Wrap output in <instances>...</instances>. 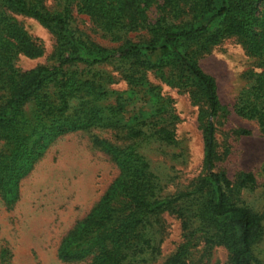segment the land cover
Instances as JSON below:
<instances>
[{"label": "trees", "instance_id": "16d2710c", "mask_svg": "<svg viewBox=\"0 0 264 264\" xmlns=\"http://www.w3.org/2000/svg\"><path fill=\"white\" fill-rule=\"evenodd\" d=\"M45 1L0 0V141L5 143L0 153V190L4 196L13 198L20 174L30 168L33 155L41 156L47 139L100 124L115 128L105 122L116 109L108 108L105 114L95 106L109 94L94 78L84 76L87 68L127 62L133 71L124 79L130 86L142 84L143 77L136 78L140 68H170L180 82L190 83L193 97L204 107L205 175L186 191L161 198L156 177L133 144L120 149L99 142L119 176L62 239L57 257L63 264L152 263L161 243L158 217L170 213L180 220L185 243L163 264H188V253L196 241L204 246V253L225 248L228 264H257L252 249L262 235L264 215L239 203L241 190L256 187V175L241 172L229 180L225 173L214 171L220 158L213 121L225 108L216 80L197 60L226 38L244 43L251 55L264 56V20L260 19L264 0H162L151 25L145 11L154 0H58L53 11L47 9ZM74 12L86 15L112 41H121L120 46L108 49L85 40L72 27ZM17 17L35 21L53 36L51 66L27 72L14 67L18 55H42L41 47ZM141 30L146 33L144 40L122 38ZM262 67V72L250 75L253 83L239 95L234 109L255 120L264 134V58ZM148 97V102L155 104V95ZM77 99L82 101L79 111L70 112ZM117 106V111L122 110ZM163 112V107H156L139 125L126 126V137L132 141L154 137L173 143L174 131L157 122L156 117ZM236 133L249 135L244 129Z\"/></svg>", "mask_w": 264, "mask_h": 264}, {"label": "rangeland", "instance_id": "374dc122", "mask_svg": "<svg viewBox=\"0 0 264 264\" xmlns=\"http://www.w3.org/2000/svg\"><path fill=\"white\" fill-rule=\"evenodd\" d=\"M161 3L162 0H154L146 8L147 24L154 23ZM45 5L50 11L56 10L58 0H46ZM260 11V19L264 20V5ZM73 15L72 27L85 40L108 49L120 46L121 41H112L86 15L78 12ZM17 20L41 47L42 55L36 58L18 55L14 67L27 72L38 66H51L53 36L31 19L17 17ZM145 36L141 30L126 33L122 38L137 42ZM263 58L261 54L251 55L248 47L236 38H226L197 60L200 68L216 80L219 100L225 108L213 121L220 158L214 171L225 173L229 180L241 172L256 175V187L241 190L239 203L260 215H264V134L255 120L237 113L234 106L239 95L252 85L250 75L263 71ZM132 71L129 63L120 61L87 68L84 76L94 78L109 94L95 106L105 114L108 108L116 109L105 122L115 128L100 124L47 139L41 156L33 155L30 168L20 174L13 198L5 197L0 190V264H63L57 257L62 239L88 215L119 176L115 163L99 142L120 149L133 144L156 177V190L161 198L186 191L205 175L202 130L207 117L202 103L193 97L190 83L180 82L170 68H140L136 78L143 77L142 84L130 86L124 78ZM148 90L152 93L148 94ZM149 95H155V104L148 102ZM81 104L79 99L73 100L70 112L79 111ZM118 104L122 106L120 112ZM156 107L164 108L165 112L156 117L157 122L174 131V142L166 144L154 137L135 141L127 138L125 127L139 125ZM241 129L249 131V135L238 136L236 132ZM4 145L0 141V153L5 150ZM158 218L157 238L161 243L158 256L149 264H163L185 243L177 216L164 213ZM252 257L257 264H264V219ZM187 259L188 264H228L229 254L223 247L204 253V246L196 241Z\"/></svg>", "mask_w": 264, "mask_h": 264}]
</instances>
